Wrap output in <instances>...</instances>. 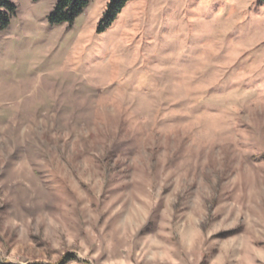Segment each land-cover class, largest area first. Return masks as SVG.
I'll use <instances>...</instances> for the list:
<instances>
[{"label": "rangeland", "instance_id": "obj_1", "mask_svg": "<svg viewBox=\"0 0 264 264\" xmlns=\"http://www.w3.org/2000/svg\"><path fill=\"white\" fill-rule=\"evenodd\" d=\"M0 27V261L264 264V0H107Z\"/></svg>", "mask_w": 264, "mask_h": 264}, {"label": "trees", "instance_id": "obj_2", "mask_svg": "<svg viewBox=\"0 0 264 264\" xmlns=\"http://www.w3.org/2000/svg\"><path fill=\"white\" fill-rule=\"evenodd\" d=\"M89 0H57L52 12L49 14V22L52 24L71 22L76 15L81 13ZM128 0H107L106 8L100 19L99 29L108 27L117 17ZM16 6L11 0H0V27L8 25L14 15ZM0 264H8L0 261Z\"/></svg>", "mask_w": 264, "mask_h": 264}]
</instances>
